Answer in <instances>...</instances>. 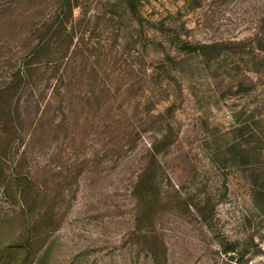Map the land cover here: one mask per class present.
Here are the masks:
<instances>
[{
  "label": "rangeland",
  "instance_id": "374dc122",
  "mask_svg": "<svg viewBox=\"0 0 264 264\" xmlns=\"http://www.w3.org/2000/svg\"><path fill=\"white\" fill-rule=\"evenodd\" d=\"M72 3L65 57L38 52L18 133L0 129V264H27L28 244L31 264H152L162 247L165 264H264V0ZM59 5L0 0V87ZM178 39L233 44L207 63ZM161 134L157 188L133 191Z\"/></svg>",
  "mask_w": 264,
  "mask_h": 264
},
{
  "label": "trees",
  "instance_id": "16d2710c",
  "mask_svg": "<svg viewBox=\"0 0 264 264\" xmlns=\"http://www.w3.org/2000/svg\"><path fill=\"white\" fill-rule=\"evenodd\" d=\"M129 4V2H128ZM75 7V4L72 3V0H60L59 9L55 10L53 16L44 24L39 26L37 29L38 39L36 49L33 50L27 57L23 70H16V72L10 77V79L0 87V129L4 132L5 140L8 141L13 135H17L18 126L20 123V108L18 104V99L21 94V91L24 89V86L28 84V81L31 79V72L33 71V66L35 64V58L42 49L45 47H49L51 43L58 44L60 42H64V51L62 53L61 60L65 57L68 47L72 42L71 33L67 30V23L69 19H71L72 10ZM129 9H132L130 5H128ZM133 18L135 20H139V17L133 13ZM229 44H210V45H191L187 42L181 41L178 39L177 41V53H182L184 55H200L204 60L209 63L211 60L216 59L219 56L220 48L219 47H229ZM52 45V44H51ZM62 46V45H61ZM60 46V47H61ZM161 48L164 47L163 43H160ZM260 48V47H259ZM263 52L261 49H258ZM170 55H166V59L169 62H174L176 60L170 59ZM185 62V61H184ZM244 131L242 126L236 128V133L241 135ZM10 137V138H9ZM158 140H155L148 148L147 153L150 155L151 161L146 163L142 168L141 174L139 175L136 184L134 185L133 191L141 188L144 190L156 189V182L154 178H146V175L151 172L152 165L156 163V155L158 154V146L156 144L161 145L162 142H165L167 137L164 134L159 136ZM156 145V146H155ZM246 151V150H245ZM247 154V153H246ZM245 155V154H244ZM249 154L245 155V158H248ZM251 176H255L254 172H251ZM29 187L28 181L26 179H22V184L20 185V195L22 200L24 199V194ZM251 187L254 190L253 197L256 202H261L264 197V192H261L260 189L256 186V182L251 183ZM251 188V189H252ZM258 204V203H257ZM153 240V238L151 237ZM28 246L24 248L22 259L27 260V264H31V260L29 259V250ZM162 247V245H161ZM151 255L152 264H165V250L162 247V251L159 250L149 251ZM158 253V254H157ZM226 253H234L233 249H228L224 252ZM160 254V255H159ZM24 260V261H25Z\"/></svg>",
  "mask_w": 264,
  "mask_h": 264
}]
</instances>
